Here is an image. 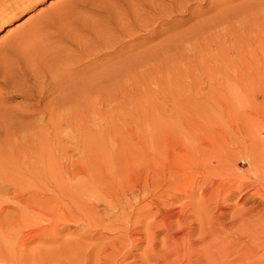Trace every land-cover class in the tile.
<instances>
[{
	"label": "rangeland",
	"instance_id": "374dc122",
	"mask_svg": "<svg viewBox=\"0 0 264 264\" xmlns=\"http://www.w3.org/2000/svg\"><path fill=\"white\" fill-rule=\"evenodd\" d=\"M220 150L254 180L264 0H0V264H192ZM235 185L225 226L263 208Z\"/></svg>",
	"mask_w": 264,
	"mask_h": 264
},
{
	"label": "bare ground",
	"instance_id": "6f19581e",
	"mask_svg": "<svg viewBox=\"0 0 264 264\" xmlns=\"http://www.w3.org/2000/svg\"><path fill=\"white\" fill-rule=\"evenodd\" d=\"M2 112H4V111H2ZM253 147H255V146H253ZM249 153H250V151H249ZM252 153L253 152H251L250 155H252ZM212 157L216 161L217 169L216 170H213L212 169V166H211L210 160L209 161L207 160V163L208 164L206 166L204 165L203 166V169L201 168V172L203 173L202 174L203 176L210 175V176H218V178L219 177L225 178V180L220 178L221 180H219L217 182L215 181V183H213V187L210 185L211 187H209V189H208L209 192L211 191L210 193L213 195L212 198H216V196H217V199L214 200V201L216 202V204L218 206H216V205H214V206H215V208L216 207H219V209L217 208L219 213L216 210V212H215L216 214L215 215H213L214 213L212 212L213 213L212 216H214L213 218H209L208 217L209 218L208 224H210V221L213 219L215 221V223H216L217 228H213L214 226L211 227L210 225H208V228L207 229L204 228V230H202L203 231V234H204L203 237H202L203 240H199V242L202 243V244L200 243L202 245V247L204 246V248L202 249V251H203L202 252V255L197 256V254H195L197 256L196 257V256H193L194 255L193 254L192 256L193 257H196V259H195V261H189V262H191L192 264H225V263H227V264H242L246 260H250L251 261L252 259L253 260H256L257 262L259 260H261L262 262H264V242H260L259 241L262 237H264V185L261 184L260 182H257L256 181L259 178H264V163H263L264 160H261V158H255V157H252V156H251V158L249 157V162H251L250 163L251 169L254 172L253 173L254 180H249V179H245V177H243V176H238V175L233 176L234 174L231 172V171H233V169L231 168V170H230L228 164L225 163L226 160H225V157L222 155V151L221 150L214 152ZM195 165H196V163H190L189 169L187 167L184 168L185 172L186 173L193 174V175L198 174V172H199L197 170L198 167L196 168ZM232 182H236V183L239 182V183H242V184L240 185L238 183L239 185L237 187L235 185V183L233 184ZM243 184H244L245 187L248 186L250 189H253L256 194H259L257 198L262 202L263 208L261 207V209L256 210L257 205L256 206L253 205L250 208L247 207V209L246 208H245V210L243 209L242 212L241 211L239 212V210H238L239 213L236 210V212H237L236 214H234V213L232 215L230 214L231 216L229 217L230 218L229 220H231V223H230L231 225H229V226H225L224 224L222 225L223 222L221 223L220 222V219L222 220V217L223 216H226L225 213H224V211H223V209L228 207L227 204H224V201H225L224 199H226V198H224L225 197L224 194H225V192H227L226 190L227 189H230L234 185H235V187L237 189H239V187L242 186ZM160 189H162V188H160ZM165 189H167V188H165ZM232 189H233V187H232ZM20 193H22V192H20ZM162 196H164V195L161 194V193L158 195V197H160V198H163ZM17 197L18 196H16V198ZM210 200H209V202H210ZM214 201H213V203H215ZM260 201H258V202H260ZM19 202H21V201H19ZM224 205H226V206H224ZM212 206L211 207L209 206V207L212 208ZM209 207H207V208H209ZM215 208L213 207L214 210H215ZM220 210L223 211V212H220ZM253 213L258 218H255L251 222L250 221V217L251 218L253 217V215H254ZM159 221H160V223L163 226H168L167 219L162 218ZM235 222H237V223L239 222V225L241 227V234H239V236H236V238H235L236 240L234 241V238L231 239V240L227 239L225 237V232L224 231L227 230V229H231L233 227L232 226L233 225L232 223H235ZM259 223H261L263 225V228L262 229H260L261 227H259V228L258 227H253L254 224L259 225ZM222 228H224L225 230L223 231ZM165 229H167V228H165ZM168 230H171V229H168ZM234 230H235V228H234ZM237 230H239V229H237ZM230 231H232V230H230ZM233 232H235V231H233ZM171 239H175V237L172 235ZM178 240L180 242V239H178ZM241 241L242 242H245L244 243L245 246H244V251L242 252V254L239 255L238 253H239V251L241 249L239 247V243H241ZM179 242L177 244H179ZM168 243H169V241H168ZM172 243H174V242H172ZM201 245H199V247ZM174 247H177L178 248L180 246L175 245ZM190 247L192 248V246H190ZM197 247H198V245H197ZM199 247H198V250L199 249L201 250V248H199ZM183 248L186 249V247H184V246H183ZM183 248H181V251L183 250ZM193 248L196 250V247L194 245H193ZM188 249H190V248H188ZM178 251H180V250L178 249ZM187 251L188 250H186L184 252H187ZM192 251H193V249H192ZM192 251H189V253L192 254ZM181 254H182L181 252H179L177 254V259L182 260V257L183 256L181 257ZM189 255H187V256H189ZM184 258H183V260H184ZM189 258L190 259H193L192 257H189ZM166 260H168V258ZM261 261H259V262L261 263Z\"/></svg>",
	"mask_w": 264,
	"mask_h": 264
}]
</instances>
